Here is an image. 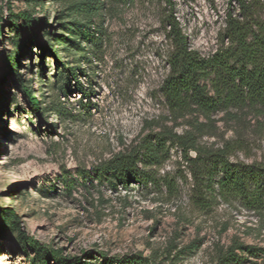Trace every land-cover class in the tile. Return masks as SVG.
I'll return each instance as SVG.
<instances>
[{"label": "rangeland", "instance_id": "obj_1", "mask_svg": "<svg viewBox=\"0 0 264 264\" xmlns=\"http://www.w3.org/2000/svg\"><path fill=\"white\" fill-rule=\"evenodd\" d=\"M25 12L66 37L60 25L94 16L101 46L83 42L79 63L80 81L93 91L91 110L82 93L64 96L50 44L72 65L79 56L43 33L27 46L31 36L11 25ZM239 13L238 0H43L40 7L0 0V264H33L42 249L83 260L218 264L235 243L258 251L238 250L239 262L231 264H264V216L217 195L210 206H198L189 161L198 152L175 144L181 136L195 140L202 157L228 149L232 162L264 164V108L177 114L161 92L170 72L169 20L180 24L190 49L208 58L228 45L227 18ZM15 43L25 47L17 64ZM159 134L170 140L166 159L140 166L155 181L115 190L97 179L98 167Z\"/></svg>", "mask_w": 264, "mask_h": 264}, {"label": "trees", "instance_id": "obj_2", "mask_svg": "<svg viewBox=\"0 0 264 264\" xmlns=\"http://www.w3.org/2000/svg\"><path fill=\"white\" fill-rule=\"evenodd\" d=\"M29 6H42L43 0H23ZM126 2L127 0H116ZM239 16L229 14L224 38L228 45L220 49L212 57H203L199 52L190 49L186 35L175 19L169 20L167 39L171 42L172 51L168 56L169 75L161 87L163 97L173 113L183 114L191 109L203 111L210 115L221 109L259 106L264 108V0H238ZM99 11V10H98ZM12 15V14H11ZM12 17V16H11ZM23 19L18 24L15 19ZM11 25L21 34H29L28 45L35 44L36 38L43 33L50 41L59 47L65 46L64 52H74L79 60L74 65L65 61L59 50L50 44V49L56 61L54 77L64 79L62 92L67 98L75 92L82 93L87 103L81 101L84 108L91 110L93 91L84 87L80 81L84 71L79 63L86 57V46L83 42L93 45L95 49L101 46V27L94 21L93 15L83 18L72 17V21L61 26V32L66 35H54L53 26L43 20L33 21L28 13H20L11 18ZM57 36V37H56ZM16 44V43H15ZM13 61L17 64L23 55L25 47L15 45ZM10 57V56H9ZM9 57L7 59H9ZM77 60V59H75ZM43 67L40 65V76L43 78ZM18 83H22L18 77ZM33 103L38 116L44 110L37 106L35 97L26 85H22ZM56 118L57 115L53 114ZM55 126L52 125V128ZM175 144L185 149L198 152L196 159H189L194 165L195 179L194 197L198 206H210L214 196H219L226 202L238 201L246 209L264 216V164H246L232 162L229 151L222 150L206 153L202 157L200 148L193 139L175 136ZM162 134L148 136L138 149L128 155H119L96 169L100 182L108 183L115 190L122 185L125 189L131 184H146L155 181L153 176L141 169L161 164L169 153V146ZM187 153V152H186ZM188 159L189 157L186 156ZM215 200V199H214ZM9 218L11 213L5 211ZM37 246L36 243H31ZM256 255V247L242 246L235 243L225 254L221 255L218 264H231L238 261L236 251ZM151 264L144 257H131L123 261L100 260L92 255L81 258H66L57 251L41 250L33 264Z\"/></svg>", "mask_w": 264, "mask_h": 264}]
</instances>
